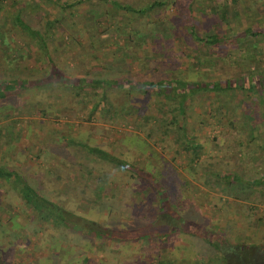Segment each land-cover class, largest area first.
<instances>
[{"label":"rangeland","instance_id":"374dc122","mask_svg":"<svg viewBox=\"0 0 264 264\" xmlns=\"http://www.w3.org/2000/svg\"><path fill=\"white\" fill-rule=\"evenodd\" d=\"M173 1L174 4L170 3L174 6L171 21L166 22L159 17L155 21L159 13L153 12L150 17L144 18V24L138 25L141 35L156 39L159 36L157 23L165 21L166 32H169L168 27L171 25L170 32L178 38H183L181 34L189 23L190 13L197 27L202 29L216 27L213 14L199 16L206 13L204 4L198 2L199 0ZM120 2L139 4L140 0ZM261 2L262 0H254L259 14L264 13ZM43 3L47 10L56 5L50 0H43ZM58 9L68 11L66 8ZM250 9L253 13L254 10ZM82 12L79 16L83 19L87 11ZM166 17L169 19V16ZM263 19L264 17L258 18L257 23H261ZM150 21L154 23L147 27ZM252 22L256 21L252 19ZM67 32L66 39L53 36L52 41H48V52L51 57L57 54L55 56L57 63L65 76H89L94 79L128 78L137 81L146 79L157 81L162 77L160 72H153L152 66L150 64L147 66L148 62L143 60L144 57L148 58L151 53L153 54L149 49L139 50L136 54L137 51H131L134 53V60H131V52L125 50L121 44L123 40L114 36L112 38L109 34L110 38L106 42L110 46L106 47L107 44H104L101 54L96 55L91 46L89 48L87 46L86 49L84 44L80 48L69 39L73 35H79L80 30L76 29L75 25L70 26ZM85 35L82 34L83 37ZM15 40L13 42L15 46L25 47V51L35 50V44L23 36L16 37ZM173 40L172 36L171 41ZM245 43L246 41L239 42L240 45ZM169 44H166L167 49L170 48ZM53 46L55 49H52ZM17 47L14 53L16 58L20 56L29 62L30 56ZM192 51L195 52L196 48ZM37 52L39 54L38 50ZM168 57H171L169 60L177 59V55L172 51ZM85 58H88L89 62H85L87 61ZM105 58L109 62H105ZM14 63L3 64V77H0L10 79L25 75L38 79L46 74V63H39L34 70L26 69L23 64L16 68ZM250 65L254 70L264 68V51L260 52L256 61ZM181 69L185 80L205 81L226 78L233 70L224 64L218 66L214 72L205 67L194 70L188 66H181ZM49 79L51 82L62 81L61 83L68 80L56 76ZM48 89L36 88L30 84L21 92H5L0 98V130H4L0 132V167L16 170L24 177L31 172L38 173L43 191L48 189L46 194L49 198L70 216V220L78 225L76 227L79 230L57 227L50 222L37 219L17 193L0 179V264H206L205 261L207 264H264V183L243 190L237 186L235 191L231 185L229 188L231 190L227 192V187H223L222 183L216 182L215 176L207 173L226 167V162L230 161V158L236 161V155L229 150L230 147L226 146L230 154L225 156L223 154L227 126L224 122L219 123L216 118L209 116L212 98L208 93L195 94L198 100L189 101V107L185 111L184 127L187 133L192 135V140L199 143L198 154L201 153L192 162L193 169H189L186 168L187 165L182 168L179 164L183 158L185 159V153L175 155L172 152L174 148H178L173 141L174 136L161 135V130L156 125L157 121L153 118H148L144 126L145 132L150 133V136L146 137L143 130L134 127L139 123L134 118L128 119L124 126L115 121L110 122L106 116L102 119L98 110L92 109L94 93L90 87L80 90L81 95L78 99L62 96L60 100L48 97L46 94ZM235 92V97H232L230 92H219L216 98L220 104L224 99H229L228 103L234 105V111L240 113V108L236 110L239 106L236 105L235 99L242 93ZM106 96L113 103L126 102L129 97L121 89L116 88L106 89ZM151 97V106L157 108L159 101L154 99L159 98ZM135 100L138 101L139 98ZM141 102L145 104L142 112L152 115L146 107L148 103ZM165 102V107H160L157 113L152 112L157 120L160 114H166L167 108L171 109L170 111L176 110L173 98ZM254 103L249 101L251 105ZM7 109H10L8 112L10 115L5 117ZM262 122L264 124V118ZM222 131L224 132L221 133ZM60 135L71 136L80 144L106 150L121 159L123 167L118 168L98 158L87 159L81 156L82 154L80 158L74 157L73 147L60 143L58 138L52 142L53 136ZM156 137L161 139L158 140ZM237 148L241 151L250 150V146ZM236 150L234 148V151ZM72 160H80L83 166L81 169L87 168L91 174L84 178L83 172L77 170L79 167L71 164ZM249 160L255 162L254 157ZM85 163L89 165L86 166ZM130 163L136 167L140 166L144 171L149 169L154 174L159 173L157 177L159 183L167 182L171 190H176V195L187 194V199L180 202V213L183 216L182 225L189 227L188 232L186 230L182 233L169 232L165 247L144 237L143 230L164 226L163 230L168 232L170 225L172 230H175L178 223L175 219L167 220L164 215L154 214L151 207H145L143 204L134 206L137 201L132 198L134 190L145 187L144 196L155 199L157 195L138 173L132 176ZM222 172L224 170H221ZM261 173L264 171L252 172L251 177L261 179ZM180 176L191 181L186 192V189L182 190L181 185L174 182ZM101 178L105 184L100 190L97 185L101 184ZM87 186L92 190V195L80 200L79 196H84L82 193L85 191L90 194ZM218 197H221L220 201ZM171 199L175 201L177 197ZM86 200H89V203L85 202ZM213 200L216 201L215 204ZM93 201L96 205H91ZM152 220L153 223L145 227L147 225L145 223ZM196 226H202L203 232H208L211 228L216 231V233L210 231L212 234L210 238H216L218 241L217 250L212 249L201 237L189 232H194L190 229ZM92 230L104 232L105 237L89 233ZM242 251L243 254H240ZM238 257L241 259L244 257L246 262Z\"/></svg>","mask_w":264,"mask_h":264},{"label":"trees","instance_id":"16d2710c","mask_svg":"<svg viewBox=\"0 0 264 264\" xmlns=\"http://www.w3.org/2000/svg\"><path fill=\"white\" fill-rule=\"evenodd\" d=\"M50 1L56 5L51 10H47L43 0H0V76H2L3 64L7 62H15L14 67L16 68L20 66L19 64H23L28 70H34L41 62L46 63V74L38 79L35 76L26 77L25 75L10 79L0 77V98L3 97L5 92H21L27 85L31 84L36 88L47 89L48 87L46 94L51 99L60 100L62 96L78 99L81 95L79 91L90 87L94 93L92 109H97L102 119L106 116L110 122L115 121L120 126H124L127 124L128 119L134 118L139 121L134 127L145 132L144 126L147 124L148 118H153L157 121L156 125L160 128L161 135L174 136L173 141L178 148H174L172 152L175 155L185 153V159L183 158L179 163L181 167L184 168L187 165L186 168L193 169L192 162L201 154H198L200 145L192 140V135L188 134L184 127L185 111L189 107V101L198 100L195 94L208 93L212 98L211 106H209V116L216 118L219 123L224 122V125L227 126V132L224 133L226 144L224 143L223 154L224 156L230 154V150L236 155V161L234 162L230 158V161L226 162V167L218 169L219 171H208L207 173L215 176L216 182L222 183L223 187H227V192L231 190H229L231 185H233V191H235L237 186L243 190L264 183V173H261V179L251 177L252 172L260 173V171H264V124L262 122L264 118V68L255 70L250 68V63H254L259 53L264 51V19L261 23H257L258 18L264 17V13L259 14L254 0H199L198 2L204 4V11L206 12L199 16L205 17L213 14L216 27L209 26L208 29L197 27L192 19V13H190L188 15L189 23L184 27L181 34L184 36L183 38H178L170 32L169 27L171 25L168 27L169 32H166L165 21L170 22V17L174 15L172 11L174 6L170 4H174L173 0H140L139 4L120 2V0ZM261 4L264 6V0ZM58 8L63 10L66 8L68 11L64 12ZM250 8L254 10L253 13L250 12ZM82 11H87L83 19L79 16ZM153 12L159 13L155 21L158 17L165 19L163 23L161 21L156 22L159 33L156 39L147 35V37H144L138 30V25L144 24V18L150 17ZM82 14L85 13L82 12ZM166 16H169V19ZM76 17L78 18L77 21ZM252 19L256 22L253 23ZM153 23L154 21H150L147 27L152 26ZM74 25L76 29L80 30L79 35H73L69 39L80 48L84 44L86 49L87 46L88 48L91 46V50L95 51L96 55L101 54L104 44H107L106 47L110 46L106 42L110 38L109 34L112 38L114 36L119 40L122 39L123 48L129 52L137 51L136 54L139 50L144 51L145 49L153 51V54L151 53L148 58L144 57L143 60L148 62L147 66L148 64L152 66L151 70L153 72H160L162 77L157 81L153 79L137 81L128 78L94 79L93 77L89 78V76H65L60 71L59 63H57L55 57L57 54L51 57L48 52V41H52L53 36L66 39L67 31L70 26ZM83 33L86 34L84 37L82 36ZM19 36H23L27 41L34 43L35 50L25 51V47L15 46L13 42ZM172 36L173 41H171ZM80 41L82 43H79ZM241 41H246V43L240 45L239 42ZM168 43H170L168 45L170 48L167 49L166 44ZM16 47L30 56L31 60L26 62L23 57L16 58L14 54ZM193 48H196L195 52L192 51ZM52 49H55V46ZM171 51L177 55L176 60H169L171 57L168 56H170ZM133 52L130 53L131 60H134ZM79 57L81 58L82 55H79ZM85 60H87L85 62H89L88 58H85ZM104 60L109 62L107 58ZM143 63L145 64V62ZM222 64L233 70L226 78L214 81L185 80L181 69V66H188L194 70L205 67L214 72ZM55 76L59 79L65 77L68 80L63 83H61L62 81L51 82L49 78ZM94 88H97L98 91ZM110 88L121 89L126 96H129L127 101L122 103L110 101L106 96V89ZM235 91L242 93L241 96L235 99L236 105L239 106L236 110L240 108V113L234 111V105L228 103L229 99H224L220 104L216 98L219 92H230L232 93L231 96L235 97ZM151 96H153V99L154 97L159 98L154 99V101H159L157 102V108L151 106ZM136 98H139V100L136 101ZM170 98L175 100L176 110L170 111L171 109L167 108L166 114H160L157 120L152 112L157 113L160 107H165V101L170 100ZM141 101L148 103L146 107L152 115L142 112L145 104H142ZM249 101L255 103L251 105ZM9 111L10 109L6 110L5 117L10 115ZM224 125H222V128ZM3 131V129L0 130L1 133ZM145 136L149 137L150 133L145 132ZM56 138L60 140V143L73 147L74 157L78 156L80 158V154H82L81 156L87 159L98 158L118 168L123 167L124 163L121 159L109 154L100 147L80 144L76 139L67 135L53 136L51 139L53 143L57 140ZM226 146L230 149H226ZM238 146H250V150L241 151L237 148ZM234 148L237 150L234 151ZM231 156L233 155L231 154ZM251 157H254L255 162H250L249 158ZM80 163L82 164L80 160L71 161L72 165L79 167L77 170L83 172L85 178L91 174V171L87 168L81 169L83 166ZM241 163L244 164L241 165ZM85 165L88 166L89 163H85ZM256 165L259 167H255ZM130 170L132 176H135L134 173H138L148 186L154 190V194L157 195L155 199L144 196L145 187L134 190L132 198L137 200L135 203L133 201L134 206L143 204L145 207H151L154 214L164 215L167 220L175 219L178 223V228H175V230H172L170 225V231L168 232L163 230L164 226L156 227L153 224L155 228H145L142 232L143 236L156 241L159 246L165 247V240L169 232L170 234L172 232L182 233L184 230L188 232L189 227L186 228L182 225L183 216L180 213V202L187 199V194L180 193L176 195V190H171L167 182L160 181L159 183L157 178L159 173L154 174L149 169L144 171L140 166L136 167L131 163ZM221 170H224V172L221 173ZM188 175L190 176V173ZM0 179L7 183L12 191L17 193L37 219L50 222L57 227L64 226L74 231L79 230L78 225L70 220V216L56 202L52 201L53 199L49 198L46 194L48 189L44 190L45 192L43 191L42 180L38 173L31 172L27 177H24L16 170L0 167ZM174 182L180 184L182 190L186 189L185 192L191 183L184 176H180ZM103 184H105V181L101 178V184L97 185L98 189L101 190L104 187ZM87 189L90 194H87L86 191L84 193L80 192L85 194L82 197L79 196L80 200L83 197L85 199L92 195L89 186H87ZM174 197H177L175 201L171 199ZM218 199L220 201L221 197H218ZM85 202L89 203V200ZM212 202L215 204L216 201L213 200ZM133 203L132 207H134ZM91 205L96 204L94 202ZM151 223H153V220L146 222L145 227H148ZM201 228L203 227H191L190 230L194 232H189L201 237L212 249L217 250L218 241L216 238H210L212 235L210 231L214 233L216 231L211 228L210 231L203 232ZM89 233L105 237L104 232L92 230ZM240 254H243V251ZM238 259L245 260L244 257L242 259L238 257ZM205 263L207 264V262Z\"/></svg>","mask_w":264,"mask_h":264},{"label":"crops","instance_id":"0c3cea01","mask_svg":"<svg viewBox=\"0 0 264 264\" xmlns=\"http://www.w3.org/2000/svg\"><path fill=\"white\" fill-rule=\"evenodd\" d=\"M206 262V261H205Z\"/></svg>","mask_w":264,"mask_h":264}]
</instances>
